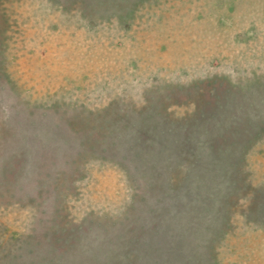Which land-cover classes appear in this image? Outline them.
I'll list each match as a JSON object with an SVG mask.
<instances>
[{
	"label": "rangeland",
	"instance_id": "obj_1",
	"mask_svg": "<svg viewBox=\"0 0 264 264\" xmlns=\"http://www.w3.org/2000/svg\"><path fill=\"white\" fill-rule=\"evenodd\" d=\"M0 264H264V0H0Z\"/></svg>",
	"mask_w": 264,
	"mask_h": 264
}]
</instances>
